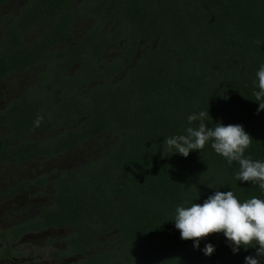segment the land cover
<instances>
[{
	"label": "trees",
	"instance_id": "16d2710c",
	"mask_svg": "<svg viewBox=\"0 0 264 264\" xmlns=\"http://www.w3.org/2000/svg\"><path fill=\"white\" fill-rule=\"evenodd\" d=\"M7 1L0 0V6ZM70 1L29 0L27 11L4 30L11 43L18 35L37 37L31 43L23 38L19 50L0 51V81L42 61L49 63L55 78L65 80L49 84L50 90V81H41L45 86L38 90L50 98L16 99L11 113H0V124L11 119L17 129L28 131L46 111L54 124H69L65 132L72 143L111 139L103 142L99 157L69 170L63 180L62 203L76 207L69 216L91 215L119 231L120 241L89 264H245L255 247L234 253L221 232L201 239L196 248L194 240L180 238L175 210L202 204L217 190L233 191L241 203L253 196L264 200V190L237 180L238 162L230 165L211 147L212 141L187 157L162 156V151L165 137L197 127L199 121L189 125L187 117L205 111L208 127L242 125L252 136L245 157L264 162V110L257 112L259 102L253 96L257 71L264 65V0H102L103 6L114 7L110 12L119 20L117 27L130 31V53L138 46L145 51L135 64L116 61L105 75L88 65L91 77L103 80H84L81 73L74 80L66 74L83 57L72 51L67 58L69 51L57 47L67 44L73 29ZM115 73L120 75L111 80ZM4 140L8 138L0 136V157L7 150ZM19 146L27 154L36 145L25 141ZM208 243L215 246L211 255L203 252ZM259 260L264 264V257Z\"/></svg>",
	"mask_w": 264,
	"mask_h": 264
},
{
	"label": "flooded vegetation",
	"instance_id": "af4514ba",
	"mask_svg": "<svg viewBox=\"0 0 264 264\" xmlns=\"http://www.w3.org/2000/svg\"><path fill=\"white\" fill-rule=\"evenodd\" d=\"M28 2L19 0L16 4V0H8L0 6V9L8 7L10 10L0 13V51L10 47L19 50L23 38L29 43L36 39L35 34H17L18 40L11 43L8 31L4 33L23 9L27 11ZM111 9L114 7L103 6L102 0L70 1L68 20L73 22V29L67 37V44L57 47L69 51L67 58L72 57V51H78V55L84 57L66 73L74 76V80L78 79L77 73L85 75L84 80H103L102 77H91L88 65L103 69L105 75L116 61L132 60L135 64L145 53L141 46L130 53L131 41L127 36L130 31L117 27L119 20H113ZM14 26L17 29L19 22ZM34 31L40 30L34 28ZM53 73L49 63L42 61L5 75L0 81L2 116L13 111L11 106L18 98L31 101L35 97V100L50 98L49 93L38 89L45 86L41 83L43 80L46 84L50 81L47 90L56 80H65L55 78ZM118 75L115 73L111 80H116ZM54 104L46 105L45 110H51ZM37 106L33 108L38 110ZM40 116L37 118L39 126L28 131L17 129L11 119L0 124V136L8 138L3 143L7 150L0 157V264H89L91 258L120 241L119 231L111 223L109 225L113 228L107 229L91 215L81 214L76 219L69 216L70 209L76 207L62 203L63 180L69 177V170L99 157L104 143L111 139L106 138L102 144L94 140L72 143L67 140L69 135L65 132L70 128L67 122L54 124L52 115H47L46 111ZM25 141L36 145L27 154L20 152L19 146Z\"/></svg>",
	"mask_w": 264,
	"mask_h": 264
},
{
	"label": "clouds",
	"instance_id": "9594fccd",
	"mask_svg": "<svg viewBox=\"0 0 264 264\" xmlns=\"http://www.w3.org/2000/svg\"><path fill=\"white\" fill-rule=\"evenodd\" d=\"M259 44V41H257ZM258 91L253 93L259 102L257 112L264 110V65L257 71ZM209 113L201 111L187 117L189 125L199 121L197 127L189 126L186 134L165 137V149L162 156L179 153L187 157L192 150L201 151L212 141L211 147L231 165L239 164L236 179L258 184L264 190V162L245 157L246 149L251 146L252 136L240 124L217 123L215 127L205 124ZM39 126V121L36 122ZM198 198V197H197ZM175 227L180 231V238L194 240V247L199 248L201 239L209 234L223 233L234 253L241 247L247 250L255 247V255L245 257V264H260L259 257H264V200L253 196L241 203L233 191H215L202 204L193 203L190 207L177 206L173 218ZM215 246L205 245L203 252L211 255Z\"/></svg>",
	"mask_w": 264,
	"mask_h": 264
},
{
	"label": "rangeland",
	"instance_id": "374dc122",
	"mask_svg": "<svg viewBox=\"0 0 264 264\" xmlns=\"http://www.w3.org/2000/svg\"><path fill=\"white\" fill-rule=\"evenodd\" d=\"M19 2V0H16V4ZM6 11H10L9 10V8L8 7H4V8H2V9H0V13H2V14H5V13H8V12H6Z\"/></svg>",
	"mask_w": 264,
	"mask_h": 264
}]
</instances>
